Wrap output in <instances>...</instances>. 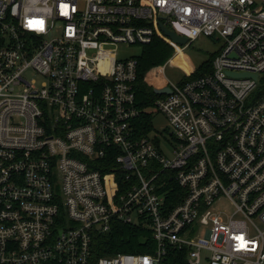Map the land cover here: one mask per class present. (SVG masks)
<instances>
[{
	"label": "built area",
	"instance_id": "obj_1",
	"mask_svg": "<svg viewBox=\"0 0 264 264\" xmlns=\"http://www.w3.org/2000/svg\"><path fill=\"white\" fill-rule=\"evenodd\" d=\"M161 26L224 45L210 73L165 82L142 136L138 56L116 48ZM117 224L154 251L95 260ZM168 248L264 264V0H0V264H166Z\"/></svg>",
	"mask_w": 264,
	"mask_h": 264
},
{
	"label": "trees",
	"instance_id": "obj_2",
	"mask_svg": "<svg viewBox=\"0 0 264 264\" xmlns=\"http://www.w3.org/2000/svg\"><path fill=\"white\" fill-rule=\"evenodd\" d=\"M175 44L157 31L148 45L141 46L138 58L137 79L134 84L135 102L142 109L138 123L142 126L139 135L146 136L152 129L154 112L152 111L154 100L160 96L155 90L165 87V81L159 69L172 56ZM216 54L198 68V71L189 75L186 80L199 77L201 74L211 72V63ZM184 81V79H183ZM172 205V204H171ZM92 243V254L95 260L99 257L113 255L115 253L143 254L152 253L155 249V241L151 238V232L147 228L131 225L117 224L108 234L98 235ZM166 264H186V252L175 249H167Z\"/></svg>",
	"mask_w": 264,
	"mask_h": 264
},
{
	"label": "rangeland",
	"instance_id": "obj_3",
	"mask_svg": "<svg viewBox=\"0 0 264 264\" xmlns=\"http://www.w3.org/2000/svg\"><path fill=\"white\" fill-rule=\"evenodd\" d=\"M222 39L198 37L194 41H188L185 45H176L172 56L164 64V72L161 73L166 83L180 84L183 79H187L189 75L198 71V68L205 64L213 54H217L223 47ZM114 49V48H113ZM141 46L122 45L116 48L117 57L123 58L129 55H139ZM163 116L156 115L154 121L155 130L163 128L166 124ZM159 132V131H158ZM225 208L229 206L222 203ZM194 236L192 235L191 238Z\"/></svg>",
	"mask_w": 264,
	"mask_h": 264
},
{
	"label": "water",
	"instance_id": "obj_4",
	"mask_svg": "<svg viewBox=\"0 0 264 264\" xmlns=\"http://www.w3.org/2000/svg\"><path fill=\"white\" fill-rule=\"evenodd\" d=\"M161 31L166 38L171 40L172 43L176 45L182 46L188 42L186 37L177 36L173 31L169 30L168 28L166 29L164 26H161ZM155 93L158 95H169L170 88L169 89L168 88L158 89V90H155Z\"/></svg>",
	"mask_w": 264,
	"mask_h": 264
}]
</instances>
